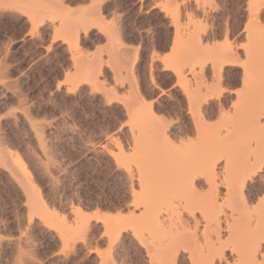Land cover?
I'll use <instances>...</instances> for the list:
<instances>
[{
  "label": "rangeland",
  "instance_id": "rangeland-1",
  "mask_svg": "<svg viewBox=\"0 0 264 264\" xmlns=\"http://www.w3.org/2000/svg\"><path fill=\"white\" fill-rule=\"evenodd\" d=\"M262 154L264 0H0V264H189L184 170Z\"/></svg>",
  "mask_w": 264,
  "mask_h": 264
},
{
  "label": "bare ground",
  "instance_id": "bare-ground-1",
  "mask_svg": "<svg viewBox=\"0 0 264 264\" xmlns=\"http://www.w3.org/2000/svg\"><path fill=\"white\" fill-rule=\"evenodd\" d=\"M235 56L234 53L229 54L231 58L228 63L229 66L234 64L233 59ZM247 76L245 74V77ZM248 103L251 106L254 101L250 100ZM261 117L262 115L254 118V120L259 122ZM211 159L204 160L199 167H194V169L187 172L184 170L183 173L184 187L194 199L192 203H190L191 200L186 202L188 204L184 208L188 211L189 216L188 218L185 215L182 216L181 224L184 225L182 228L188 230L187 234L189 238L191 237L192 243L194 242L198 246L192 251L189 250V264H230V256H232L234 262L237 261L236 264H264V249L262 247L264 243V217L259 218L257 221L247 218L244 215L245 209L243 207L239 210L233 208L228 213L219 203L223 199L221 197L223 187L227 189L228 199L237 192L241 193L239 197L242 198L243 201L241 202H244L245 207L249 198H247V194L253 190L260 192L264 181V154L244 157L245 166L250 171L243 178L237 177L234 182L223 179L221 173H219V162L222 158ZM237 159V157L232 156L223 158L226 173L236 163ZM201 183L202 185L206 184L209 188L204 195H199L198 192V186ZM197 210H200V217L196 213ZM223 225L226 226L229 232V237L226 240H223L222 237ZM202 226L204 228L202 229V240L204 238V241L201 244L199 233ZM192 229H194V232L190 231ZM238 242L243 244V248L238 245ZM195 244H193L194 248ZM178 250L177 253L175 251V255L172 254L173 257L171 256L170 260L173 258L177 261V258L181 255Z\"/></svg>",
  "mask_w": 264,
  "mask_h": 264
},
{
  "label": "snow or ice",
  "instance_id": "snow-or-ice-1",
  "mask_svg": "<svg viewBox=\"0 0 264 264\" xmlns=\"http://www.w3.org/2000/svg\"><path fill=\"white\" fill-rule=\"evenodd\" d=\"M261 195H264V191L261 192Z\"/></svg>",
  "mask_w": 264,
  "mask_h": 264
}]
</instances>
